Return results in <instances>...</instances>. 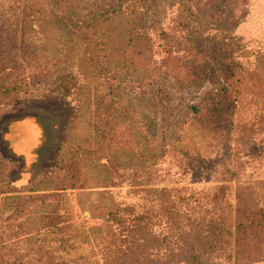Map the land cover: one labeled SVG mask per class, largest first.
<instances>
[{
	"label": "rangeland",
	"instance_id": "374dc122",
	"mask_svg": "<svg viewBox=\"0 0 264 264\" xmlns=\"http://www.w3.org/2000/svg\"><path fill=\"white\" fill-rule=\"evenodd\" d=\"M14 1L0 0V17ZM118 1L122 14H111ZM39 3L48 15L50 4ZM84 5L93 9L96 36L112 33L110 24L116 35L131 31L128 46L113 44L131 67L125 79L111 81L113 92H104L102 103L114 112L103 124L111 127L125 111L128 117L120 121L126 127L100 138L105 146L94 140L98 118L86 104L93 92L104 91L106 76L82 74L88 69L78 58L83 35L56 47L67 60L52 61V52L23 63L9 50L15 27L0 21V87L6 78L15 90H0V179L8 182L0 192V220L8 227L13 218L11 230L2 232L9 242L18 239V229L22 239L6 243L0 264H264V85L254 95L239 94L242 82L264 74V0ZM101 15L109 21L102 24ZM26 33L23 47L39 49L40 35ZM73 49L78 55L71 58ZM192 106L201 111L194 125ZM179 134L186 139L181 147ZM117 152H129L137 162L148 158L150 166L104 171L101 163ZM73 174L80 182L60 197L36 191L49 183L59 188ZM149 189L171 194L148 203ZM182 197L188 204H177ZM28 206L32 213H21ZM48 214L57 219L55 228ZM29 248L41 252L22 261Z\"/></svg>",
	"mask_w": 264,
	"mask_h": 264
},
{
	"label": "trees",
	"instance_id": "16d2710c",
	"mask_svg": "<svg viewBox=\"0 0 264 264\" xmlns=\"http://www.w3.org/2000/svg\"><path fill=\"white\" fill-rule=\"evenodd\" d=\"M42 1L48 2L50 4V10L48 12L49 14L46 16H45V11L41 7V3H39ZM18 2H21V0H15L14 8L13 9L10 8L8 12H4L5 17L2 15L0 17V21L2 20L7 25L11 26V28L15 27V29L12 30V33H10L11 36L8 37L10 40H13L12 43L8 44L10 46L9 50H11V52L13 53L17 51V56L15 57V59H21V62L27 63V61H29L28 57H31V59H35L37 55V56H42L44 58L52 54L53 52L54 55H53L52 61L56 60L57 56H59L57 61H59V59L61 60L63 57H66L65 59L67 60L68 59L67 53H64V49L62 48L56 49L58 44H60V41L66 40V39L71 41L74 38L77 39L76 35L78 34L84 36V37L80 36L82 40L80 44L81 46H83V50H84L83 55H78L77 53H75V49H73L70 56L72 58L73 55H78L79 56L78 58H81V63L85 61V65L88 66V69L82 74L84 75L88 74L87 76H90V77L96 76L99 74L106 76L105 82H104L105 89L104 91L100 90L103 92V94L102 92H97V93L93 92V94L91 95L92 98L89 99L86 105L87 107L92 106L95 108L94 111L96 110V117L98 118L97 124H99V126H98V131H96V136L94 140L99 145H104V146L107 145L108 143H105V142L100 143L99 139L105 138V140H107L106 134L111 135L112 133L115 134V132L116 134L123 132L125 130L123 127H126V125L125 123H122L120 120L121 118H127L128 116L125 111H122L119 117V121H116L115 123H113L111 127H108L107 124H103V123H107L110 119L113 120L112 116L114 113L110 111L108 108L104 107L102 104L104 103L105 93L112 91L110 83L112 80H116L118 78L116 77V75L121 76V78H124L122 76L127 74L126 73L127 69L131 67L130 64L126 63L125 61L121 59L122 55L120 54H124L122 51V48L113 47V44L117 42L118 45L123 47L121 43H126V46H128L133 41V38L131 37V31L128 32L127 33L128 35L125 37H124V34L116 35L115 30L117 29V27H115V25L110 24L108 27L112 29V33H109V32L105 33V30H104L102 34H99L96 36V32H93L94 27L97 26L96 25L97 22L94 21L95 19L92 15L94 14L93 9L92 10L90 8L87 9V7L84 5V0H24L22 3L23 7L21 11L17 10ZM117 4L119 6L115 5L111 14L118 13L119 15H121L123 3L118 1ZM62 14H65V16ZM99 19H100V22H102V24H105L109 21V17L103 16V15L99 16ZM32 27H33V30H32ZM26 31H30V33L34 32L38 36L40 35L39 41L41 43L38 46L39 49H36L32 52L29 50L31 46L25 45L23 47V42L27 34ZM90 31L92 32L91 36L88 33ZM92 41H95V44L89 45V43H91ZM9 50H7V52H9ZM108 50H112L114 54L112 55L111 51H108ZM11 52H9V54L6 55V58L11 57ZM114 58H116L117 62L113 61ZM100 63L103 65L105 64L104 70L102 69V67H100L99 65ZM36 64L38 63L36 62ZM65 65H62L63 70L65 69L67 70L68 68V67H65ZM21 68L22 67H20V69ZM111 73L115 74L114 77L111 75ZM40 76L41 75H36L34 76V78L37 80ZM260 77L257 76L256 78H254L252 83L242 82L239 85V88L242 89V91L240 90L239 94L244 95L245 93H251V95H254L253 91H259L261 89V86L264 85V74ZM2 82H3L2 86L0 87V90L2 91V95L10 94L11 91L14 90L13 84H11V82L14 83V80L10 81L9 79L7 80L6 78H3ZM95 91H98V90H95ZM88 98L89 97H87L86 99ZM190 109H191L190 112L192 114H195V117H191V121H190L191 124L194 125L193 123L198 120L197 118H199V114L201 111L199 108L195 106L190 107ZM173 125L176 126L175 123H173ZM185 125L186 123L183 122L181 125V128H183V126ZM198 125L204 127L206 125V122L204 121L200 122L198 123ZM192 130H196V129L193 128ZM184 139L185 138L181 134H179V139H178V141L180 142L178 144L179 147H181V145L184 144L183 142H185L186 140ZM190 140L191 139L189 138L188 143L186 144H190L191 142ZM145 142L146 141L144 140V143ZM108 147L109 145L107 146V148ZM185 147L186 145L182 148V151L184 152H185L184 150ZM78 150H81V148H78ZM129 152H127L126 154H123V152H117L109 156L107 163L106 161L104 163H101L102 166L104 165V167H106V170L104 171H108L107 166L109 167L108 169L118 170L119 168L123 171L133 169L132 166L139 169L141 168L140 165H143L142 169L144 168V171H146L149 168L150 164H149L148 158H145L143 162H137L134 159V157L129 154ZM56 171L62 172L63 171L62 166L60 170H56ZM68 174H71V172H68V173L66 172V175ZM50 175L51 173L48 175H45V177H49ZM66 177L68 178L67 181H63L60 184L59 188L51 189V184L49 183L48 184L49 186L36 188V191L39 190L38 192L43 193L40 196L49 197V194L51 192H54L55 194H57L56 197H60L61 194H64L63 192L75 190L76 185L80 182L78 176L73 174V175L66 176ZM5 186L8 187V182H6V180L4 181L3 178H1L0 179V192H3V190H5L4 188ZM80 186L82 185L80 184ZM80 188L83 189L82 187ZM146 192L148 196L146 202L148 203H152L153 201H157V200L162 201L166 197H168V195L171 194L170 191L166 189H159V190L149 189ZM182 198L184 199L178 198L177 204H181V203L188 204V201L186 200L187 198L186 199L185 197H182ZM22 200L25 201L26 204H32L33 202V200L31 201L29 198H22ZM30 206L24 207V210H21V213L27 212L31 214L32 210ZM259 211H261V216H262V221H259V223H264V209H260ZM17 213L20 215L21 214L20 210H17ZM167 214L177 216V212L172 213L169 211ZM48 215L49 216L46 217V220L48 221L49 227L55 228L57 219H53V217H51L50 214ZM51 215H54L53 212H51ZM12 220L13 218H11V222ZM3 221L0 220V251L6 248V243L9 242V240L7 239L11 238L10 236H7L5 233L4 235H2L3 230L5 229L11 230L12 228L11 222L8 225V227L7 226L2 227ZM149 221H150L149 219L144 218L145 225L149 224ZM253 222H258V221H253ZM118 223L122 225L121 222H118ZM141 223H137V224H141ZM210 226H212L211 230H213L212 223H210ZM18 231L19 229L16 232L17 234L16 237H18V239L10 240L9 243L11 244L21 243L22 244V239L19 238ZM37 240L38 242H40V244H43V245H45L47 242L46 239H37ZM40 252L41 250H38L35 252V254L40 253ZM35 254L31 248L26 249L25 254L21 257V260L24 261L26 258H29V260H31L30 258L33 255L35 256ZM188 260L190 261V259ZM190 262L192 264H195L194 261H190Z\"/></svg>",
	"mask_w": 264,
	"mask_h": 264
}]
</instances>
